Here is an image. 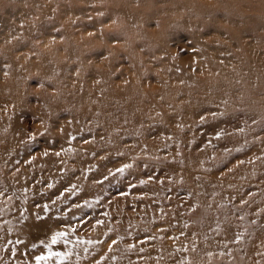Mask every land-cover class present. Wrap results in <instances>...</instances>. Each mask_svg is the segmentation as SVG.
Instances as JSON below:
<instances>
[{"label": "rangeland", "instance_id": "1", "mask_svg": "<svg viewBox=\"0 0 264 264\" xmlns=\"http://www.w3.org/2000/svg\"><path fill=\"white\" fill-rule=\"evenodd\" d=\"M202 1L207 2L208 9L192 12L181 6L170 11L169 0H162L165 16L176 20L187 16V27L169 31L164 51L172 55L160 75L147 78L122 56L116 57L117 65L106 62L109 52H123L125 42L119 24L127 16H136L145 31L154 36L157 22L162 20L156 3L0 0V127L5 138L14 132L19 144L16 157L2 154L4 158H0V180L4 181L0 182L1 193L5 186L7 195L22 197L12 187L18 166L25 167V171H18V177L27 176L28 183L35 184L36 174L41 177L42 170L28 176L31 168L25 165L28 158L36 156L39 167L48 168L50 173L41 177L46 192L34 205L43 204L44 209L39 211L38 207L34 216L47 219L56 213L58 217H70L74 231L87 234L83 249L88 253L75 261L78 264L92 262L105 248L109 254L113 247L129 249V245L143 250L157 248L158 255H154L159 259L169 258L177 250L185 253L184 260H157L156 264H264V157L260 162L256 157L264 155V87L252 80V76L264 77V57L255 58L261 75H246L252 65L246 61L226 64V69L239 67L242 75L236 81L214 70L212 56L199 49L201 43L207 52L216 48L212 32L208 29L203 36L195 37L189 27L223 18L225 8H212L222 0ZM250 1L235 5L239 16ZM252 12L261 10L257 7ZM250 24L247 20L240 26ZM86 37L106 46L100 58L78 46V40ZM244 38L253 40L252 36ZM156 46L161 48L162 42ZM71 49L85 53L79 58ZM15 53H21L19 58L12 57ZM219 54L226 56L227 50L221 49ZM47 63L52 65L50 69L43 68ZM151 65L160 66L155 62ZM20 67L29 73L22 80L17 78ZM94 68L108 71L112 84L122 92L129 87L136 97L130 103L105 99L103 78ZM182 70L193 79L180 83L179 93L168 96L174 88V73L183 76ZM197 74L206 75L213 84L203 87ZM81 91L91 94L86 103L68 104V98L79 96ZM45 93L61 96V103L52 102L56 113L48 117L41 109ZM84 108L99 109V116L82 114ZM8 121L12 127L5 125ZM45 158L59 164L55 174L51 173L52 162L43 163ZM66 171L77 173L74 178H79L80 186L90 180L93 192L79 195L78 189H72L73 181ZM64 173L69 179L62 181ZM83 199L92 201L91 205L80 204ZM4 216L5 210L0 209V221ZM221 217L236 222L240 236L225 250L217 249L209 240L210 234L223 240L227 230L214 225ZM13 221L17 222L15 218ZM50 229V225H44L30 235L40 240L39 248L45 252L40 256L60 253L52 255L58 259L53 264L72 263L64 250L72 244H64L62 237L50 248L41 243H50L57 232ZM155 231L163 234L158 243L149 239ZM184 236L189 240L183 241ZM32 244L31 240L29 246L13 241L5 245L10 256L14 249L18 251L17 264H36L39 255L34 249L38 245L34 248ZM2 246L0 242V249ZM0 264L6 263L0 259Z\"/></svg>", "mask_w": 264, "mask_h": 264}, {"label": "bare ground", "instance_id": "2", "mask_svg": "<svg viewBox=\"0 0 264 264\" xmlns=\"http://www.w3.org/2000/svg\"><path fill=\"white\" fill-rule=\"evenodd\" d=\"M219 1V0H218ZM162 0H143V4L147 3H156L155 8L157 13L159 14L158 17H160L162 20H158L159 26L156 28L157 32L154 33V36H151V34L147 31H145L143 23L138 21L136 19V16H127V19L119 24L120 31L123 34L121 39L125 42L123 46V52H119L118 50H114L112 52H109L110 55L107 58V64L109 65H117L118 60L116 57L122 56L124 59L128 60L135 66L136 68H139L143 74V76L147 78H153L154 76L160 75L166 65V62L168 61V58L171 57L172 53L170 51H164L165 46L167 43L168 36L171 35L169 31L171 30H179V28L184 29L187 27V16H183L180 20H176L175 18H172L170 16H165L164 7L162 5ZM160 3V4H159ZM158 4V5H157ZM242 0H222L221 5H218L216 7H212L213 9L216 8H225L223 11V18L221 19H210L209 23L205 26H196V27H189L191 34L193 33L195 37H201L203 36L202 33L209 29L208 32H212V41H215L216 48H212L213 51L207 52V49L203 43H201V48H199L203 53H208L212 56V60L210 61V65L214 67V70H217L218 72H221L225 79H230L233 81H236L238 77L242 75V73L239 72V67L234 66L232 69H226L225 66L227 63H233V62H241L246 61L251 63L252 65L249 66V69L246 73L248 74H256L261 75L259 73L260 68L255 63V58H263L264 57V0H251L248 2V5L245 6V9L242 7L243 12H241V16L237 14V10L235 9V5H241ZM207 2L202 0H169L168 8L170 11L175 10L177 7L181 6L182 8H188L189 11L197 12L204 11L206 8ZM203 6V7H202ZM209 7V8H210ZM259 8L261 10V13H254L252 12L253 9ZM135 7V11H136ZM172 9V10H171ZM247 12H250L252 14H248ZM247 20L251 21L250 25H243L240 26L241 22H245ZM156 23V26L158 25ZM179 25V26H178ZM178 26V27H177ZM221 33V35H219ZM245 36H252L249 41H245ZM104 38H108L107 35L104 34ZM125 38V39H123ZM161 41L162 47H157V43ZM235 44H234V43ZM78 46L80 47H86L88 52L93 55L95 58H100L99 55L107 50L106 46L102 44L101 41L95 39L94 37H86L82 40H78L77 42ZM199 44V42H196L195 45ZM231 45V46H230ZM225 49L227 50V55L222 56L220 55V50ZM155 51V52H153ZM71 52L76 55L77 57L81 58L85 52L83 51H76L74 49H71ZM17 55L13 54V58H19L21 53H15ZM216 57V58H213ZM154 60H150V59ZM155 62L156 64L160 65L159 67H154L151 64ZM197 64V60L195 61ZM51 64L47 63L43 65V68L48 67L50 69ZM174 66V64H173ZM176 70V68L174 67ZM94 70L101 75L103 78V92L105 99H112V100H119L121 102L125 101L126 103H130L132 98L136 97L133 96L131 93V90L129 87H125L123 89V92L120 88L112 84L110 81V74L108 71L101 70L99 68H94ZM199 70H205L203 68H200ZM23 69L20 67V74L17 76L20 80L25 78V76H28L29 73L23 71ZM47 74L51 75L50 71L47 72ZM183 76H180L177 73H174L173 79H174V88L173 90L169 91L167 93L168 96H173L174 94L179 93V84L184 83V81H191L193 78L190 75L184 74L182 70ZM52 76V75H51ZM198 80L200 81V84L208 86L212 85L213 83L209 82L206 75H200L197 74ZM41 79V77H40ZM252 80H255L258 82L262 87H264V77H258V76H252ZM54 82L58 83L57 80H53ZM13 83V82H12ZM47 83L50 84L51 81L47 80ZM200 90H202L201 87H199ZM142 92L147 93V90L141 89ZM210 88L208 87V91ZM153 93V92H152ZM91 94L86 91H81L79 93V96H70L68 99V104L71 106L79 105L81 103H86V101L90 98ZM75 99H84V100H75ZM59 101L61 103V96H59V93H45L42 100V111H45V116L48 117L50 114L56 113L53 110L52 102ZM47 102V106H45V103ZM159 106H155L153 108H156ZM178 108L180 105L177 106ZM238 107V106H236ZM99 110V109H98ZM96 108H84L82 110V114H90L92 116L98 117L99 112ZM259 110V109H258ZM5 125L12 127L13 125L8 121L5 123ZM17 136L14 132H11L8 137H4L1 132L0 127V158H4L2 154L7 155L6 157L11 158V155L16 157V152L18 151V145L17 144ZM11 152V154H9ZM257 157L258 162L264 157L263 154H259ZM55 160H43L44 164H51V168L54 166V169H52L51 173L55 174V170L57 171L58 165L56 163H53ZM61 168L64 169L65 165L61 162ZM26 168L30 167V172H27L28 176L33 173L35 170H42L41 177L44 178L45 176H49V169L43 166L41 169H39V164L37 161V157L35 158H28L26 160ZM18 171L24 170L25 167L23 165L20 167L18 166ZM28 169V168H27ZM33 169V170H32ZM46 170V171H45ZM18 171L16 173V177H12L14 179L15 185H12V187L16 190H18L19 195L22 197L14 199L13 196L6 194V189L8 187H3L4 192L1 193L0 189V209L5 210V216L0 221V242L3 243L4 246L0 249V259L3 263L6 264H17L16 258L17 256V250L14 249L13 255L10 256L9 249L7 245L11 243V241L14 242L15 245L17 244H27L28 246L31 244V240L34 244L38 247H34V251L40 256L44 252L42 248H39V238L34 239L33 236H30L32 231L41 228L44 225H50L52 231L57 232H63L64 235L62 236V239L64 241V244H72L71 248H66L65 253L71 256L72 263L70 260V264H78L75 261H78L80 258H82L86 252L83 249V245L85 243V240L87 238V234L82 233H76L74 229L72 228V224L70 222V217H63L59 216L54 213L50 216V218L47 219H38L39 217L35 218V211L39 207V211L41 209H44V205L41 206L34 205L35 200L40 197L43 193L46 192V190L42 189L40 180L41 177L39 174H36V182L35 184L28 183V179L20 178L18 177ZM25 171V170H24ZM71 180L73 181L74 187L72 189L77 190L78 194L85 196L90 193H92L93 183L90 182V180H87L80 186V180L77 177L74 178V175H77L76 172H69ZM19 175H22L21 173ZM69 176L68 174H62L61 180L65 181L68 180ZM0 182H3V180H0ZM61 182V181H60ZM11 183V182H10ZM13 183V182H12ZM40 189L43 190V192L40 191ZM60 191V190H59ZM58 191V192H59ZM70 194H76L75 192H72ZM12 195L17 196L16 192H13ZM74 195L72 198H74ZM21 203H24L23 205H20ZM84 206L91 205L92 201H80V204H83ZM26 209V211H24ZM30 212V213H29ZM56 212V209H55ZM29 213V214H28ZM27 215V218H25L24 215ZM19 219L17 220L16 218ZM17 221L16 223L13 221ZM223 219H220L219 221L215 222V226L221 227L225 230H227L224 233L223 240L220 239L219 236H215L213 234L209 235V240L211 243L216 245L217 249L220 250V248L225 250V247L229 244L236 243L239 241L240 236L238 233V225L236 222H231L230 220H225V217H221ZM25 222H24V221ZM62 223V224H61ZM13 227V228H11ZM234 229L235 231L229 229ZM46 229V228H45ZM45 232V231H44ZM149 235V234H148ZM163 234L157 233L155 231L154 234L150 233L149 239L151 241H155L156 243L160 242L159 239H162ZM239 237V239H237ZM189 238L187 236H184L183 241H187ZM67 241V243H65ZM127 247V246H125ZM89 248V246H86V249ZM128 248V247H127ZM48 252V251H47ZM50 252H48V255L46 260L39 261V264H53L58 261L56 257H52V255H49ZM116 254V257L114 255ZM157 248L150 247L149 250H143L140 246H133L129 249H118V247H113L110 250V253H106V248L101 253V255L97 258H95L92 262L88 264H145L146 262L150 264H156L157 260L161 261H176V260H184L185 259V253L182 250H177L170 254L171 257L169 258H156L155 255L157 254ZM155 254V255H154ZM67 263V264H69ZM37 264V262H36Z\"/></svg>", "mask_w": 264, "mask_h": 264}, {"label": "snow or ice", "instance_id": "3", "mask_svg": "<svg viewBox=\"0 0 264 264\" xmlns=\"http://www.w3.org/2000/svg\"><path fill=\"white\" fill-rule=\"evenodd\" d=\"M100 15H103V14L100 13ZM90 35H91V33H90ZM201 119H203V117H201ZM241 131H243V129H241ZM218 135H219V134H218ZM85 142L87 143V141H85ZM44 154L47 155L48 153L45 152ZM56 155L58 156V155H60V153L57 152ZM126 167H127V166H126ZM117 171H118V172H119V171H123V169H117ZM45 208H47L46 205H45ZM97 223H99V221H98ZM63 235H64L63 232H56V233L52 234V236H51V240H50V243H47L45 240H41V243L44 244L45 247H49V248H50V246L56 244V243L58 242V239H59L60 237H62ZM237 239H239V237H237ZM65 243H67V241H65ZM112 243L115 244L116 241H113ZM35 246H36V245L34 244L33 247H35ZM109 247H111V245H110ZM132 247H133L132 245H129V248H132ZM49 255H61V254H60V253H52V252H50ZM35 259H36V261H37V264H39V261H41V260H46L47 257H45V256H37Z\"/></svg>", "mask_w": 264, "mask_h": 264}]
</instances>
